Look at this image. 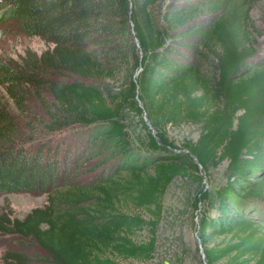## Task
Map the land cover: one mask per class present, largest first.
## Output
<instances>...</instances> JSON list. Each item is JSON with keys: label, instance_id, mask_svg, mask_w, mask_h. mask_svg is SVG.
I'll use <instances>...</instances> for the list:
<instances>
[{"label": "trees", "instance_id": "16d2710c", "mask_svg": "<svg viewBox=\"0 0 264 264\" xmlns=\"http://www.w3.org/2000/svg\"><path fill=\"white\" fill-rule=\"evenodd\" d=\"M0 7L26 35L52 45L0 61V84L18 112L0 107V192L47 195L23 218L0 211V235L16 245L0 264L151 259L169 183L201 184L198 173L223 162L226 183L193 200L194 210L201 206L203 261L264 264V36L258 47L251 16L257 7L264 18V0H3ZM30 103L40 115L28 113ZM127 113L156 154L148 162L130 154ZM181 124L200 130L176 146L167 128ZM74 128L86 130L78 145L56 137ZM108 145L127 158L118 174L79 181L83 164ZM123 205L145 209L149 219ZM145 227L151 237L136 241ZM221 236L228 240L211 245Z\"/></svg>", "mask_w": 264, "mask_h": 264}, {"label": "rangeland", "instance_id": "374dc122", "mask_svg": "<svg viewBox=\"0 0 264 264\" xmlns=\"http://www.w3.org/2000/svg\"><path fill=\"white\" fill-rule=\"evenodd\" d=\"M3 0H0V3ZM5 8L0 7V61H17L24 55L25 51L31 50L40 54L52 47L38 36H28L19 27L16 19L5 18L2 12ZM257 7L251 11L252 24L256 27L258 47H261L264 36V18ZM117 83L114 82V86ZM0 107H9L17 115L12 99L9 97L5 86L0 84ZM28 113L38 116L41 111L36 103L28 105ZM37 118V117H36ZM131 156L138 163L148 162L156 156L147 147L144 130L138 118L132 113H127L125 118ZM88 130V129H87ZM199 126L193 124H181L177 127L168 126L167 133L170 140L176 146H180L183 140H195L199 134ZM85 129H67L58 133L56 137L63 138L67 142L81 143L86 139ZM99 155L94 156L83 164L77 178L84 182L102 180L108 174L117 175L118 164L125 161V157L116 153L110 145L100 148ZM95 152V153H98ZM170 152H173L170 150ZM168 153V152H165ZM131 157L128 158L130 160ZM202 177L201 184L197 181L177 177L167 186L161 202V211L158 224L154 232V252L151 259L122 260L121 264H205L198 241V223L201 217V206L197 210L193 208V200L196 194L203 190H214L224 185L229 178L227 162L217 167L210 168L206 173H198ZM248 180H253L249 178ZM250 182V181H249ZM46 194H31L27 192L3 193L0 192V211L8 213L11 217L23 218L31 209L46 204ZM263 209V208H262ZM127 212L140 213L146 220L149 213L145 209L134 208L131 205H123ZM264 215V214H263ZM264 226V222H259ZM136 241H147L151 235L146 227L137 230L134 234ZM226 237L215 238L213 244H222L227 241ZM15 239L9 235H0V254L8 247H16ZM24 249L34 248L24 247Z\"/></svg>", "mask_w": 264, "mask_h": 264}, {"label": "water", "instance_id": "95a60500", "mask_svg": "<svg viewBox=\"0 0 264 264\" xmlns=\"http://www.w3.org/2000/svg\"><path fill=\"white\" fill-rule=\"evenodd\" d=\"M202 252V251H201ZM203 255V254H202Z\"/></svg>", "mask_w": 264, "mask_h": 264}]
</instances>
